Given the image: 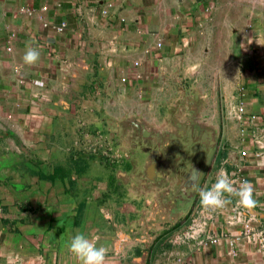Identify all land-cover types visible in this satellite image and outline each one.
I'll list each match as a JSON object with an SVG mask.
<instances>
[{"label":"crops","instance_id":"0c3cea01","mask_svg":"<svg viewBox=\"0 0 264 264\" xmlns=\"http://www.w3.org/2000/svg\"><path fill=\"white\" fill-rule=\"evenodd\" d=\"M233 1L0 0V264H264V0Z\"/></svg>","mask_w":264,"mask_h":264},{"label":"built area","instance_id":"2783aa9c","mask_svg":"<svg viewBox=\"0 0 264 264\" xmlns=\"http://www.w3.org/2000/svg\"><path fill=\"white\" fill-rule=\"evenodd\" d=\"M31 11H32V9H29L28 8V12H31ZM63 27H64V23L60 24L59 27H58V29L61 30V29H63ZM237 109H238V112L239 113H242L243 110H244V104L242 102H240Z\"/></svg>","mask_w":264,"mask_h":264},{"label":"rangeland","instance_id":"374dc122","mask_svg":"<svg viewBox=\"0 0 264 264\" xmlns=\"http://www.w3.org/2000/svg\"><path fill=\"white\" fill-rule=\"evenodd\" d=\"M221 1H223V0H221ZM236 1V0H235ZM224 3H235L233 0H225V2ZM237 6V5H236Z\"/></svg>","mask_w":264,"mask_h":264}]
</instances>
